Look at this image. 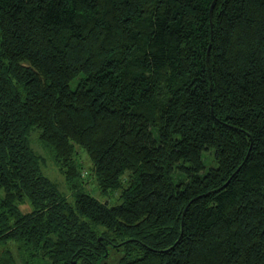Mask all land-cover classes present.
Masks as SVG:
<instances>
[{
    "label": "trees",
    "instance_id": "16d2710c",
    "mask_svg": "<svg viewBox=\"0 0 264 264\" xmlns=\"http://www.w3.org/2000/svg\"><path fill=\"white\" fill-rule=\"evenodd\" d=\"M121 248L264 264V0H0V264Z\"/></svg>",
    "mask_w": 264,
    "mask_h": 264
},
{
    "label": "rangeland",
    "instance_id": "374dc122",
    "mask_svg": "<svg viewBox=\"0 0 264 264\" xmlns=\"http://www.w3.org/2000/svg\"><path fill=\"white\" fill-rule=\"evenodd\" d=\"M33 147L37 152H40L44 159L46 160V167L44 168L45 174L49 176L53 181L57 182V184L60 186H64L65 188V178L64 175L62 174L61 170L59 167L54 163V161L48 156L46 151L42 150L38 146V142H36V136L33 138ZM79 152V158L84 166V173H82L85 182L82 184L83 188L87 191H89L91 194L95 195L97 198H99L100 201L102 202H108L110 204H116L118 203V193H102L98 188H97V183L93 175H91V167L92 163L86 153L84 152L83 149L78 148ZM213 151L211 152H205L204 153V160L206 164V169H210L211 167H215L216 163L213 157ZM65 183V184H64ZM105 194V195H104ZM71 196V193L68 194ZM24 209H27V207H23ZM124 248H121L119 251H115L113 249L110 250L109 256L107 258H104L102 260V264H118L121 260V258L124 256Z\"/></svg>",
    "mask_w": 264,
    "mask_h": 264
}]
</instances>
